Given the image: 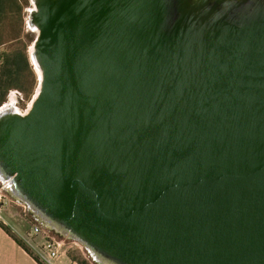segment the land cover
<instances>
[{
  "label": "water",
  "instance_id": "1",
  "mask_svg": "<svg viewBox=\"0 0 264 264\" xmlns=\"http://www.w3.org/2000/svg\"><path fill=\"white\" fill-rule=\"evenodd\" d=\"M30 3L9 194L99 264H264V0Z\"/></svg>",
  "mask_w": 264,
  "mask_h": 264
},
{
  "label": "rangeland",
  "instance_id": "2",
  "mask_svg": "<svg viewBox=\"0 0 264 264\" xmlns=\"http://www.w3.org/2000/svg\"><path fill=\"white\" fill-rule=\"evenodd\" d=\"M22 3L23 4L21 17L17 18L16 27L15 29H13L15 39L8 43L1 50L9 52L13 50H21V52L25 54L28 60L30 61L29 52L36 34L30 31L27 25L28 11L31 7L30 0H22ZM33 96L34 94L30 98H28L17 91H10L5 97L4 102L0 107H3L5 105L11 106L23 113L27 111ZM1 185H3V182L0 181V186ZM5 191L8 190L5 189ZM5 196L7 198L5 199L4 208L1 212V218L4 217L7 218L9 221L11 220V225L17 231H20L24 234V236H27L28 233H30L31 228L37 226L50 239L63 242L65 245H67L65 256L60 258L58 264H82V261H87L88 264H94L90 259V255L83 249L80 244L61 236L60 234L56 233L51 229L45 228L44 226H42V224L36 222L33 217V214H31V212H29V210L25 206H23L19 201H17L13 196H11L10 194H5ZM42 239V236H39L35 240L37 242H41Z\"/></svg>",
  "mask_w": 264,
  "mask_h": 264
},
{
  "label": "trees",
  "instance_id": "3",
  "mask_svg": "<svg viewBox=\"0 0 264 264\" xmlns=\"http://www.w3.org/2000/svg\"><path fill=\"white\" fill-rule=\"evenodd\" d=\"M22 4V0H0V106L10 91H17L30 98L38 84L33 67L21 50L10 52L1 50L15 39L13 29L16 27L17 18L21 17ZM9 234L17 244L23 247L39 263L31 250L21 240L10 232ZM90 259L94 264H99L91 256ZM82 264L88 263L82 261Z\"/></svg>",
  "mask_w": 264,
  "mask_h": 264
},
{
  "label": "built area",
  "instance_id": "4",
  "mask_svg": "<svg viewBox=\"0 0 264 264\" xmlns=\"http://www.w3.org/2000/svg\"><path fill=\"white\" fill-rule=\"evenodd\" d=\"M5 189H7V183H3V185L0 186V221L2 220L1 212L4 208L6 199ZM39 236L43 238L41 242L32 241ZM22 243L31 250L40 264H58L60 258L65 256L67 247L63 242L55 241L47 237L37 226L31 228L30 233L22 240Z\"/></svg>",
  "mask_w": 264,
  "mask_h": 264
},
{
  "label": "crops",
  "instance_id": "5",
  "mask_svg": "<svg viewBox=\"0 0 264 264\" xmlns=\"http://www.w3.org/2000/svg\"><path fill=\"white\" fill-rule=\"evenodd\" d=\"M5 194L9 195V192L5 191ZM10 221L4 217L0 221V264H39L23 249V247L17 244V242L9 234L10 232L21 241L26 238L23 233L17 231L11 225ZM35 239L37 238H34L32 241L35 242Z\"/></svg>",
  "mask_w": 264,
  "mask_h": 264
},
{
  "label": "flooded vegetation",
  "instance_id": "6",
  "mask_svg": "<svg viewBox=\"0 0 264 264\" xmlns=\"http://www.w3.org/2000/svg\"><path fill=\"white\" fill-rule=\"evenodd\" d=\"M33 217H34V219L36 220V222L42 224V226L45 227L44 223H43L39 218L35 217L34 215H33Z\"/></svg>",
  "mask_w": 264,
  "mask_h": 264
},
{
  "label": "bare ground",
  "instance_id": "7",
  "mask_svg": "<svg viewBox=\"0 0 264 264\" xmlns=\"http://www.w3.org/2000/svg\"><path fill=\"white\" fill-rule=\"evenodd\" d=\"M30 51H31V48H30ZM36 71H37V70H36ZM35 74H36V73H35ZM36 75H37L38 77H40L38 71H37V74H36ZM29 107H30V105L28 106V108H29ZM2 108L5 109V108H8V106L5 105V106H3Z\"/></svg>",
  "mask_w": 264,
  "mask_h": 264
}]
</instances>
